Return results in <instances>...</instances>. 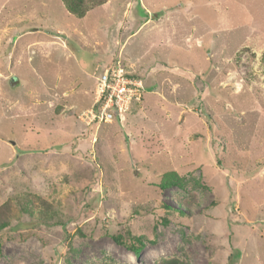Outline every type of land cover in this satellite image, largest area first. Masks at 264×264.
<instances>
[{
    "label": "rangeland",
    "instance_id": "rangeland-1",
    "mask_svg": "<svg viewBox=\"0 0 264 264\" xmlns=\"http://www.w3.org/2000/svg\"><path fill=\"white\" fill-rule=\"evenodd\" d=\"M118 59L144 99L88 124ZM5 204L0 264H264V0H0Z\"/></svg>",
    "mask_w": 264,
    "mask_h": 264
},
{
    "label": "built area",
    "instance_id": "built-area-1",
    "mask_svg": "<svg viewBox=\"0 0 264 264\" xmlns=\"http://www.w3.org/2000/svg\"><path fill=\"white\" fill-rule=\"evenodd\" d=\"M145 92L144 81L118 59L96 76L95 101L83 115L88 124L123 122L133 106L143 101Z\"/></svg>",
    "mask_w": 264,
    "mask_h": 264
},
{
    "label": "trees",
    "instance_id": "trees-1",
    "mask_svg": "<svg viewBox=\"0 0 264 264\" xmlns=\"http://www.w3.org/2000/svg\"><path fill=\"white\" fill-rule=\"evenodd\" d=\"M106 0H64V4L68 10V12L78 19H82L86 16V14L95 6H100L104 4ZM37 198H29L25 202V206L27 209H31ZM41 208V207H40ZM42 213L41 218L45 219H53L54 210L48 207V204H45L44 207L41 208ZM16 215L9 208V205L5 204L0 207V231L10 227L11 222L15 219ZM115 242L118 244L124 245L128 250L132 251L137 257L140 256L141 252L146 246V239L141 236L130 235V243L126 244L123 240V237L120 235H116L113 237ZM160 264H179L176 260L163 261Z\"/></svg>",
    "mask_w": 264,
    "mask_h": 264
},
{
    "label": "crops",
    "instance_id": "crops-1",
    "mask_svg": "<svg viewBox=\"0 0 264 264\" xmlns=\"http://www.w3.org/2000/svg\"><path fill=\"white\" fill-rule=\"evenodd\" d=\"M126 66V65H125ZM126 68H127V66H126ZM133 73V75H135V76H138L135 72H132ZM139 77V76H138ZM139 78H141V77H139ZM142 79V78H141ZM143 80V79H142ZM144 81V80H143ZM145 87H146V91L148 90V87H147V85L145 84ZM133 109V108H132ZM132 109H131V111H132Z\"/></svg>",
    "mask_w": 264,
    "mask_h": 264
}]
</instances>
